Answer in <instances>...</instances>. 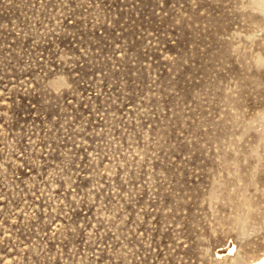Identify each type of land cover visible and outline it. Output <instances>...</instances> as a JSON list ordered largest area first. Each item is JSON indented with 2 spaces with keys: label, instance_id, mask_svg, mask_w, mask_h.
<instances>
[{
  "label": "rangeland",
  "instance_id": "374dc122",
  "mask_svg": "<svg viewBox=\"0 0 264 264\" xmlns=\"http://www.w3.org/2000/svg\"><path fill=\"white\" fill-rule=\"evenodd\" d=\"M264 254V0H0V264Z\"/></svg>",
  "mask_w": 264,
  "mask_h": 264
},
{
  "label": "bare ground",
  "instance_id": "6f19581e",
  "mask_svg": "<svg viewBox=\"0 0 264 264\" xmlns=\"http://www.w3.org/2000/svg\"><path fill=\"white\" fill-rule=\"evenodd\" d=\"M249 264H264V254L259 258L251 261Z\"/></svg>",
  "mask_w": 264,
  "mask_h": 264
}]
</instances>
